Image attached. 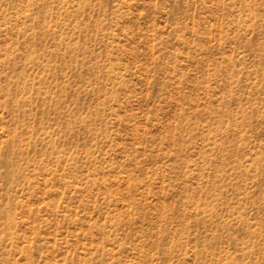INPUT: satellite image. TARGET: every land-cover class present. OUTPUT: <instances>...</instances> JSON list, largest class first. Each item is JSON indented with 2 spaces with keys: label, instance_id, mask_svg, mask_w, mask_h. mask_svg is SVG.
I'll use <instances>...</instances> for the list:
<instances>
[{
  "label": "rangeland",
  "instance_id": "obj_1",
  "mask_svg": "<svg viewBox=\"0 0 264 264\" xmlns=\"http://www.w3.org/2000/svg\"><path fill=\"white\" fill-rule=\"evenodd\" d=\"M0 264H264V0H0Z\"/></svg>",
  "mask_w": 264,
  "mask_h": 264
}]
</instances>
